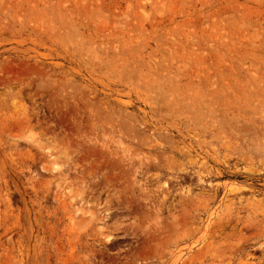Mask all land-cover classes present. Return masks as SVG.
I'll use <instances>...</instances> for the list:
<instances>
[{
  "label": "rangeland",
  "instance_id": "rangeland-1",
  "mask_svg": "<svg viewBox=\"0 0 264 264\" xmlns=\"http://www.w3.org/2000/svg\"><path fill=\"white\" fill-rule=\"evenodd\" d=\"M0 264H264V0H0Z\"/></svg>",
  "mask_w": 264,
  "mask_h": 264
}]
</instances>
